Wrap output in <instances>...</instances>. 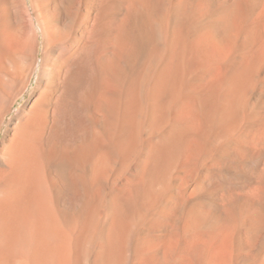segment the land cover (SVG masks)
<instances>
[{
	"label": "bare ground",
	"instance_id": "obj_1",
	"mask_svg": "<svg viewBox=\"0 0 264 264\" xmlns=\"http://www.w3.org/2000/svg\"><path fill=\"white\" fill-rule=\"evenodd\" d=\"M33 50L0 264H264V0H0L2 100Z\"/></svg>",
	"mask_w": 264,
	"mask_h": 264
},
{
	"label": "rangeland",
	"instance_id": "obj_2",
	"mask_svg": "<svg viewBox=\"0 0 264 264\" xmlns=\"http://www.w3.org/2000/svg\"><path fill=\"white\" fill-rule=\"evenodd\" d=\"M86 3L84 4V9L86 8ZM88 7V6H87ZM88 9H89V7H88ZM88 9H85L84 10V15L87 13V10ZM86 12V13H85ZM84 15H82L79 19L81 20H83L84 19ZM83 17V18H82ZM33 52L35 53V54H33ZM33 52L31 53L30 52V55L29 56H26L27 58H25V59H23V58H17L16 59V61L14 62V61H12L11 63V71H12V73H13V76H16V77H13V82L12 83H10V86L7 88V91H9V92H7V94H8V96H6L7 98H5L4 100H2L3 98H0V100H2V102H4L5 100V103H2V102H0V106L2 105V107H0L1 109H0V116L4 113V112H6L5 111V108L8 110V108L6 107V106H8V102L10 101V108L9 109H11L10 110V112H9V110L6 112V113H4L0 118V143H1V140H2V138L4 137V135H6V133L8 132V131H10V130H13V128L15 127H17L18 125H19V123L21 122V120H22V118H24L25 117V114L26 113H28V111L30 110V107L33 105L32 103H34V101L38 98L37 96H39L38 94V91H40V89L42 88V87H45L43 90L41 89V91H45V89L47 88V86H50L51 85V83H54V85H53V87L55 86V84H56V79H54V82H53V76H50L49 75V73L48 72H46V71H44V68L41 66V65H39L40 63L39 62H41V60H40V58H41V56L43 57H45V55H44V53L42 52V50L40 51V52H38L37 50H33ZM43 54V55H42ZM45 58H47V54H46V57ZM27 59H28V62H27ZM30 60V61H29ZM20 61V62H19ZM33 62V63H32ZM16 63V64H15ZM30 65V66H29ZM25 67V68H24ZM23 68V73L21 72V70L20 69H22ZM27 68H29V69H27ZM19 69V70H18ZM16 70V72H14ZM17 70H18V72H17ZM28 70V71H27ZM44 71V72H43ZM29 72H31V73H29ZM46 73V74H45ZM47 73H48V75H47ZM30 74V75H29ZM42 74V75H41ZM44 74V75H43ZM21 75V76H20ZM23 76H25L26 78H24ZM28 76H30V77H28ZM42 76H43V78H42ZM48 78H47V77ZM17 77H19V78H17ZM21 77V78H20ZM32 77V78H31ZM40 77L42 78L41 80H40ZM30 78V79H29ZM50 78V79H49ZM17 79V80H16ZM18 79L20 80H22L23 81V83H22V81L20 80V81H18ZM25 80V81H24ZM44 80V81H43ZM46 80V81H45ZM31 81V82H30ZM48 81V82H47ZM52 81V82H51ZM19 82V83H18ZM24 82H26V83H24ZM30 82V83H29ZM43 82V83H42ZM20 83H22V84H20ZM37 83V84H36ZM43 85H42V84ZM16 85H17V87H16ZM51 85V86H52ZM22 88H21V87ZM41 86V87H40ZM50 86V87H51ZM13 88H16L15 90H14V92L12 91L13 90ZM25 88V89H24ZM40 88V89H39ZM52 88V87H51ZM12 89V90H11ZM17 89H18V92H17ZM36 89H39L38 91L36 90ZM12 93H11V92ZM22 91V92H21ZM31 91V92H30ZM33 91V92H32ZM35 91V92H34ZM13 94V95H11V94ZM35 94V95H34ZM10 95H11V97H10ZM19 95V96H18ZM32 95V96H31ZM36 97V98H35ZM33 99V100H32ZM35 99V100H34ZM33 102H32V101ZM8 101V102H7ZM26 103H28L29 104V106H28V104H26ZM27 106H28V108H27ZM23 107H25V109L23 108ZM24 109V111H22ZM4 110V111H3ZM26 111V112H25ZM3 112V113H2ZM25 113V114H22V113ZM6 114V115H5ZM21 115V116H20ZM22 115H24V116H22ZM17 116H18V118H17ZM21 118H20V117ZM17 120L18 119V122L15 120V119ZM19 118H20V120H19ZM98 124H100L99 125V128L102 130V128H101V126H103L104 125V123L102 124V122H100V123H98ZM102 124V125H101ZM11 125V126H10ZM105 126V125H104ZM11 127V128H10ZM14 128V129H15ZM6 132V133H5ZM5 133V134H4ZM114 149V147H113V144L112 145H109V147L108 148H106L105 150H107L108 151V153L110 154L109 156H112L113 158H111V157H109L110 158V161H112V159H114L115 158V160H113L114 162H115V166H116V164H118L119 163V161L122 159V157H121V155H120V150L114 155L113 153H112V150ZM112 161V164L114 163ZM113 166H114V164H113ZM114 166V167H115ZM129 167L127 166V168L126 169H123V171H124V173H127L128 172V169ZM111 176V177H110ZM110 176H106V180L105 181H103L102 183V186H104V187H108V188H110L112 185H113V180H114V178L113 179H111L112 178V176L113 175H110ZM110 177V179H108ZM108 180H110L109 182L111 183H109L108 184ZM108 184V185H107ZM107 185V186H106ZM100 186H101V184H100ZM134 231H135V233H134ZM134 231H132V233H131V235H130V237H129V241H128V253H127V260H126V264H137V260H138V257H137V255H136V247H138V243H139V239H142V237H143V235L144 234H141L140 235V233H142L141 231H140V227L138 226V225H136L135 226V228H134ZM139 231V232H138ZM140 235V236H139ZM137 237V238H136ZM138 239V240H137ZM137 242V243H136ZM88 259H86V262L88 263V261H87Z\"/></svg>",
	"mask_w": 264,
	"mask_h": 264
}]
</instances>
